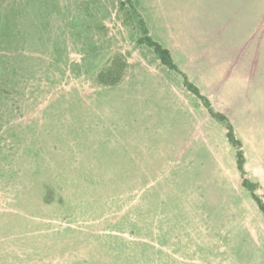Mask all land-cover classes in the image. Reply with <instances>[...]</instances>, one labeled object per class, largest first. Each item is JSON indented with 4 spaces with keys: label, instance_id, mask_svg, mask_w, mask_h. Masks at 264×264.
Returning <instances> with one entry per match:
<instances>
[{
    "label": "rangeland",
    "instance_id": "374dc122",
    "mask_svg": "<svg viewBox=\"0 0 264 264\" xmlns=\"http://www.w3.org/2000/svg\"><path fill=\"white\" fill-rule=\"evenodd\" d=\"M182 1L0 0V264H264V38Z\"/></svg>",
    "mask_w": 264,
    "mask_h": 264
},
{
    "label": "crops",
    "instance_id": "0c3cea01",
    "mask_svg": "<svg viewBox=\"0 0 264 264\" xmlns=\"http://www.w3.org/2000/svg\"><path fill=\"white\" fill-rule=\"evenodd\" d=\"M263 34L264 0H200V56L208 54L213 44L218 47L216 52L225 55L249 44L252 51L254 41L264 38ZM166 48L173 62L175 55L184 54L172 47ZM254 49L262 53L258 42Z\"/></svg>",
    "mask_w": 264,
    "mask_h": 264
},
{
    "label": "trees",
    "instance_id": "16d2710c",
    "mask_svg": "<svg viewBox=\"0 0 264 264\" xmlns=\"http://www.w3.org/2000/svg\"><path fill=\"white\" fill-rule=\"evenodd\" d=\"M148 43L150 46L154 47L155 51L158 53V55L160 56V59L162 60V62L168 66H170L171 68H175V64L172 60L171 54L169 52V50L167 48H164L162 45H160L158 42L153 41L152 39L149 38ZM186 85L187 87L194 92L199 98H201L202 100H205L208 109L210 111V113L214 116V117H218L219 114L217 112H215L210 104L208 103V100L205 98V96H203L200 92V90L198 89V87H196L194 84H192L191 82H189L188 80H186ZM229 132H228V136H229V140L234 143L235 142V138H234V133H233V129L232 126H230L228 128ZM238 165L240 170L245 173V168H244V158L242 153L238 154ZM243 185L249 189L252 190V187L249 185V180L248 179H244L243 180ZM253 196L255 198V200L257 201L259 208L261 209V211L264 213V201L253 192Z\"/></svg>",
    "mask_w": 264,
    "mask_h": 264
}]
</instances>
